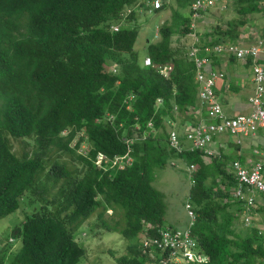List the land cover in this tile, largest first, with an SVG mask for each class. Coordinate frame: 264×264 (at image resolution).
Masks as SVG:
<instances>
[{
	"label": "trees",
	"instance_id": "16d2710c",
	"mask_svg": "<svg viewBox=\"0 0 264 264\" xmlns=\"http://www.w3.org/2000/svg\"><path fill=\"white\" fill-rule=\"evenodd\" d=\"M141 1L0 0V222L34 196V210L11 236L21 248L0 250V264H78L86 250L75 234L98 210L101 221L112 211L103 229L134 242L117 264L149 263L139 243L158 236L166 213L165 195L153 186L155 171L180 158L198 166L190 191L197 214L193 234L207 264L264 263L261 226L255 218L251 226L241 225L244 203L233 196L231 172L210 157L222 184L213 179L209 185L212 168L202 153L177 154L169 147L168 122L203 107L187 49L172 47L176 33H190L191 17L181 10H191L193 0H176L177 23L163 25L157 43L148 41L151 66L135 49ZM249 2L261 9L260 0ZM141 3L146 7V0ZM241 14L238 23L216 33L215 44L237 41L248 23L247 12ZM165 66L173 68L168 79L160 73ZM150 122L154 132L147 135ZM10 137L31 139V153L16 155ZM99 153L134 161L104 169L96 165ZM260 203L253 215L264 216ZM146 224L153 228L145 233ZM167 256L156 252L154 258Z\"/></svg>",
	"mask_w": 264,
	"mask_h": 264
},
{
	"label": "built area",
	"instance_id": "2783aa9c",
	"mask_svg": "<svg viewBox=\"0 0 264 264\" xmlns=\"http://www.w3.org/2000/svg\"><path fill=\"white\" fill-rule=\"evenodd\" d=\"M171 1L146 0V5L150 4L153 10H157ZM219 2L220 0H193L191 18L194 21L201 19L205 12L217 7ZM192 26L195 28L194 25ZM112 28L113 31L118 32L120 27ZM187 56L196 67L195 80L199 85V103L206 108L208 121L200 119L196 125L186 126L184 139L174 127H171L168 137L169 147L177 154L201 152L206 156H213L215 153L211 150V145L215 137L228 134L236 138V143L239 144L243 139L256 136L259 131H262L261 149L258 151L259 160L250 167L244 166L240 161H234L231 164V173L236 181V187L232 189L233 196L235 199L243 201L244 208L241 218L246 226H251L254 219L252 208L257 202L256 193H259L264 199V66L261 64L264 56V39H258L251 45H246L243 41L202 45L197 40L188 50ZM215 57L234 58L242 63H250L254 91L249 98L252 107L249 114L230 117L226 115L222 105L217 101L215 87L219 80L225 79L226 74L214 69ZM144 65L151 66V58H146ZM172 70L171 66H165L160 68V73L168 79ZM159 103H161V99H159ZM175 109L177 110V108ZM148 127L151 130L147 132V135L154 132V123L150 122ZM133 141L127 140L126 142L132 143ZM133 161L130 155H115L112 158H106L105 155L99 153L96 165L106 169L103 165H109L112 162V167L123 169L131 166ZM188 171L191 185L194 186L196 184V166L190 165ZM185 207L191 218L190 226L194 227L197 215L194 206L188 201ZM148 226L153 228L151 225ZM193 227L185 230L160 228L158 236L144 239L142 242L143 251L152 258L156 252L168 254L167 258L152 260L151 264H207L210 258L200 252L198 240L193 234ZM260 234L264 236L263 231Z\"/></svg>",
	"mask_w": 264,
	"mask_h": 264
},
{
	"label": "rangeland",
	"instance_id": "374dc122",
	"mask_svg": "<svg viewBox=\"0 0 264 264\" xmlns=\"http://www.w3.org/2000/svg\"><path fill=\"white\" fill-rule=\"evenodd\" d=\"M262 7H264V4H262ZM137 8V28L139 29V36L135 45V49L141 56V62L144 63L145 59L148 58L146 56L149 45L148 41L157 43L160 41V28L163 25H174L177 23L178 18L175 15V11L178 10V3H176V0L171 1L168 3V7L162 12L160 11V13L155 12L152 5L150 4H148V8L142 5H138ZM186 10L181 11L182 13L186 12L185 15L188 17V14L191 12V10L190 8ZM223 11L224 9H221L220 7L208 10L206 12L207 19L204 22L202 18L197 21H194L192 18H188L186 22L189 26L190 33L183 36H181L179 33H176L173 37L172 47L179 48L181 46V49L184 50L189 49L193 42L197 40L200 42V34L213 32L217 25H224L227 22L226 19H230L228 14ZM192 25H194L195 28H193ZM245 27L246 28L244 31L241 32V34L246 37V39L243 41L244 44H252L258 40V38L261 40L262 38L264 39V12L260 15L256 14L250 16V19ZM195 29H200L201 32L204 30V32L198 33V38H195L192 36V33L195 32ZM169 131L170 129L168 127V132ZM10 142L12 144L13 151L19 157H23L27 153H31L33 149L31 139H18L10 137ZM186 145H188L187 142ZM82 150L84 153L87 152V147H83ZM213 160L214 159H205V165H207L209 169L212 168L209 172L211 179L208 180V184L213 185L214 180L218 179V185H221L222 183L219 180V176L214 171L215 167L210 163ZM233 160L234 159L231 158V161ZM189 166L190 162L187 159L180 158L178 160L169 162L165 168H159L155 171L153 186L165 195L166 213L163 221L164 228L185 230L190 227L192 229L193 227L190 226L191 218L188 215L185 207L186 203L190 201L191 191V178L188 171ZM196 169L198 170L197 165ZM214 187L217 189L219 186ZM31 197L34 196L31 194H29L28 197L26 196L23 203L21 202L22 205L20 209H18L14 214L4 218L0 222V250L5 249L8 246H12L13 251L19 250L21 248L22 244L20 239H14L11 236H13L14 229L24 222L26 215L30 214L32 210H34V205L30 202ZM35 197L37 198V202L41 203L39 197ZM258 201L262 203L261 200ZM100 211L101 210L96 211V213L88 221H86L75 234L77 242L86 250V256L83 257L78 264H117L120 258L129 254V247H132L131 245L134 243L125 239L124 236L118 232H109L107 229H103L102 221L111 222L112 213L108 211V214L104 216L103 220L101 221L98 219ZM196 222L197 215L195 217L194 223ZM240 223L241 225H244L243 221H240ZM255 223L261 226V231H264L263 215L257 214L255 216ZM149 229L151 228L148 226V224H146L143 231L146 233L149 231ZM11 239L13 241H11ZM139 248L140 250L142 249L141 241L139 243ZM141 252L148 254L144 251ZM9 255L10 254H8V257ZM148 256L150 255L148 254ZM150 258L153 261L155 260V258H152L151 256ZM9 260L10 257L7 259V263ZM148 260L149 259L147 258V261ZM152 260L147 264H151Z\"/></svg>",
	"mask_w": 264,
	"mask_h": 264
},
{
	"label": "crops",
	"instance_id": "0c3cea01",
	"mask_svg": "<svg viewBox=\"0 0 264 264\" xmlns=\"http://www.w3.org/2000/svg\"><path fill=\"white\" fill-rule=\"evenodd\" d=\"M141 2H144V0ZM262 4H264V0H260L259 6L261 9L259 10L255 8L254 2H249V0L247 2H242L241 0H220L217 7H220L221 9L223 8V12H226L230 19H226L227 22L224 25H217L213 32L200 34V44L207 45L209 43L210 45L215 44L214 42H219L220 40L218 34H216L217 32L222 30L226 31L230 26V22L234 24L238 23V21L242 19L241 13H244L245 11L247 12L246 19H248V21L250 16L262 14L264 12ZM146 8H148L147 5ZM253 8H255V11H253ZM206 14L207 13L205 12L202 17L203 22L207 19ZM188 16L190 17V13ZM245 28L246 27H240V31L243 32ZM202 32H204V30ZM202 32L200 29H195L192 36L198 38L199 35L197 34ZM245 39L246 37L241 34L237 39V42H242ZM189 49H187V53ZM261 64L264 66V56L261 60ZM213 66L215 70L222 71L226 74L225 79L219 80L215 87L217 101L222 105L226 115L233 117L239 114H249L252 111L249 98L254 91L251 66L227 57H216ZM200 119L208 121L206 108L200 107V109L194 110V115L192 113L189 116L178 114L176 120L168 122V127H174L184 139L186 126L191 124L195 125ZM261 136L262 131H259L258 135L243 139L239 144L236 143V138L228 134L217 136L211 145V150L215 153L214 157L217 158L219 163H221V166L230 173L231 164L236 160L248 167L259 160L260 155L258 154V151L261 149ZM231 158L234 160L231 161ZM205 159L210 158L206 157ZM256 198L263 203L264 199L259 193H256ZM259 202L260 201H258V203ZM257 214H254V218Z\"/></svg>",
	"mask_w": 264,
	"mask_h": 264
},
{
	"label": "clouds",
	"instance_id": "9594fccd",
	"mask_svg": "<svg viewBox=\"0 0 264 264\" xmlns=\"http://www.w3.org/2000/svg\"><path fill=\"white\" fill-rule=\"evenodd\" d=\"M138 5H142V3L140 2ZM191 17V16H190ZM114 26H119V25H114ZM114 26H112V27H114ZM120 27V26H119ZM113 29V28H112ZM237 42V41H236ZM188 54V53H187ZM170 130H171V128H169ZM178 131V130H177ZM168 134H169V132H168ZM180 134V133H179ZM181 136V135H180ZM190 153V152H189ZM195 153H201V152H195ZM195 153H191V154H195ZM203 156L202 157H208V158H210V157H214V155L213 156H206V155H204V154H202ZM236 161H238V160H236ZM233 163V162H232ZM190 165H192V163L190 164ZM195 165V164H194ZM196 166V165H195ZM245 166V165H244ZM246 167H248V166H246ZM196 174V173H195ZM232 174V173H231ZM195 186V185H194ZM194 186H192L191 185V188L192 187H194ZM257 200V199H256ZM190 202H191V199H190ZM192 203V202H191ZM109 212H111L112 213V211H109ZM262 232V231H261ZM264 232V231H263ZM11 241H13L12 239H11ZM156 254V253H155Z\"/></svg>",
	"mask_w": 264,
	"mask_h": 264
}]
</instances>
